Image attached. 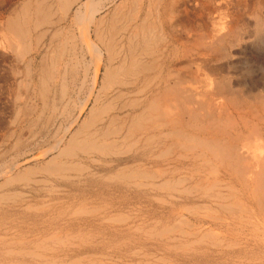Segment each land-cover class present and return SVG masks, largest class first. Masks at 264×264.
Instances as JSON below:
<instances>
[{
  "label": "bare ground",
  "instance_id": "1",
  "mask_svg": "<svg viewBox=\"0 0 264 264\" xmlns=\"http://www.w3.org/2000/svg\"><path fill=\"white\" fill-rule=\"evenodd\" d=\"M104 1L23 0L0 21L17 63L45 49L12 124L65 126L46 148L11 144L0 264H264V77L229 71L249 0H187L195 21L181 0L97 18Z\"/></svg>",
  "mask_w": 264,
  "mask_h": 264
},
{
  "label": "rangeland",
  "instance_id": "2",
  "mask_svg": "<svg viewBox=\"0 0 264 264\" xmlns=\"http://www.w3.org/2000/svg\"><path fill=\"white\" fill-rule=\"evenodd\" d=\"M22 1L23 0H6V2H5L4 0H0V21L5 20V18L9 15L10 11L15 9V7L16 8L19 7V5L21 4ZM120 1L121 0L104 1L105 5H106L105 10H102L101 11L102 13L100 12L99 15H97V18L104 15L106 10L112 11L115 8V6L120 3ZM254 1L255 0H249L248 3L250 5H247L245 7L246 9L244 8V10H243V13L245 12L244 15L246 14L245 20L247 19V25L245 26V29H247L246 34L250 37L240 47H238L236 49L234 48V50H232L234 55H233V58L231 60L232 66H231V69L229 70L230 75L233 77L232 79H241L244 76L247 80L250 77H264V36H259V35L256 36L255 35L256 33H254L255 32L254 22L252 21L253 19L250 17L251 11L254 13L258 12L262 16V19L264 20V6L260 10L258 5L254 4ZM257 1L259 2V0H256L255 3H257ZM181 2L182 3L186 2L185 3L186 7L189 5L187 3V0H181ZM107 5H108V7H107ZM252 6L253 7L255 6V7L252 9ZM75 8L71 12L72 14H73ZM187 8H188L187 9L188 13L191 12V14L189 15V18L193 19V21L197 20L194 17V15L192 14V11H194V10H192V7H190V8L187 7ZM189 9H190V11H189ZM258 10H260V11H258ZM212 13L213 14H210V17L208 19H206V17L205 18L203 17V19L207 25H209V23L212 25V23H213L214 26H218L221 23V21H220L221 20L220 19L221 13L219 11H214ZM248 13H249V15H248ZM196 14H198V13H196ZM191 16H193V17H191ZM210 18H212V19H210ZM217 19L220 22L219 24H218V21H216ZM212 21H214L215 23ZM178 27H177V29L179 30L181 27H180V25ZM253 29H254V31H253ZM76 34H77V32H76ZM49 37L50 36L47 35L44 39L45 47H47L49 44V40L51 38V37L50 38ZM246 38H247V36H246ZM2 40L3 39L0 37V42ZM39 51H40L39 54L32 52V53H30V55L26 56V59L23 62L21 61V62L17 63V61L12 57L11 52L7 49L3 50V47L0 44V170L2 169L0 171V173L4 169H7L8 167H10V165L12 164V161L14 162V160H12V159L14 158L15 154H14V151L11 150V147H12L11 144L14 143L15 138L18 137L19 134L24 135V139L26 142L28 141V143L31 141L37 142L36 144L39 146H35L36 144L33 145V147L35 146L34 150L36 151L37 149L40 150L42 148H46L49 144L53 143L54 139L60 133L59 132L60 128L65 127L64 125H62V121L59 118H55V119L50 120L46 124L47 126L43 125V124L40 125L37 129L33 130L34 134L32 132L28 136V135H26L27 132L25 131V128H22V125L20 128L18 126V128L20 129V130H18L17 125L12 124V121H13L14 115H15V107L17 104H20V103H17V104L15 103L16 102L15 101L16 95L18 93H20V94L26 93L25 90H23V89L19 90L18 89V86L21 85V83H22L21 82L22 79L25 78V74L23 73V70L26 66L25 62H27V61L31 62L32 61L31 62L32 67H33L32 69L35 71L37 69H39L40 68L39 66L41 64L40 61L42 60L41 58L45 52V49L43 48L42 51L41 50H39ZM236 63H237V65H236ZM33 75H35L34 76V82H35V77H37V75L36 74H33ZM75 91H76V93L83 92L84 94L86 92L85 89L84 90L82 89V91L74 89V92ZM83 93H81V95H80L81 99L84 97ZM13 98H15V99H13ZM13 131L16 132V134ZM11 133H12V135H11L12 138L10 136ZM27 139H29V140H27Z\"/></svg>",
  "mask_w": 264,
  "mask_h": 264
}]
</instances>
